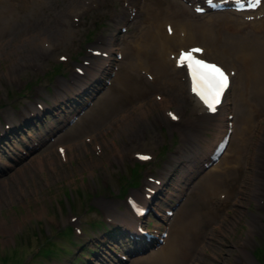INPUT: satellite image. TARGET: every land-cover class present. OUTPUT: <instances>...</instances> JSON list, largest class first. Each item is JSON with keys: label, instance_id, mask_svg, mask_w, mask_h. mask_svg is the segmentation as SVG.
Returning a JSON list of instances; mask_svg holds the SVG:
<instances>
[{"label": "rangeland", "instance_id": "obj_1", "mask_svg": "<svg viewBox=\"0 0 264 264\" xmlns=\"http://www.w3.org/2000/svg\"><path fill=\"white\" fill-rule=\"evenodd\" d=\"M7 3L10 12L0 19V264H147L188 212L198 221V236L180 264H256L252 252L264 248V111L243 125L239 113L245 109L235 102L233 80L220 131L205 124L212 117L192 129V99L170 105L167 116L156 104L172 98L176 87L183 95L185 82L173 72L176 87L154 86L149 47H144V35L148 28L155 32L157 19L159 32L164 22L173 27L168 20L159 26L164 16L184 21L190 14L205 24L207 16L219 15L214 12H233L232 2ZM235 14L246 19L245 33L256 30L247 24L253 14ZM255 22L263 32L264 23ZM135 50L139 68L130 73L132 85L125 86L115 77ZM206 58L234 72L228 61ZM86 66L94 79L83 74ZM82 81L86 86L80 89ZM178 119H184L182 126ZM231 126L239 127L236 138ZM221 137H227L228 154L212 174L217 192L201 203L207 179L192 186L220 156L214 149ZM135 193L147 203L142 214L133 215L129 234L114 217L126 213ZM45 241L53 253L48 256L46 247L38 249Z\"/></svg>", "mask_w": 264, "mask_h": 264}, {"label": "bare ground", "instance_id": "obj_2", "mask_svg": "<svg viewBox=\"0 0 264 264\" xmlns=\"http://www.w3.org/2000/svg\"><path fill=\"white\" fill-rule=\"evenodd\" d=\"M7 1L8 0H0V5H1L0 6V19H2L3 16H6L8 14V12H10L8 6L10 7L11 5H9L7 3ZM132 1H135V0H132ZM144 1L145 0H136V3L141 4V6H143ZM210 1L213 2V0H210ZM227 1L230 2V0H227ZM244 1L246 3V0H244ZM263 4H264V0H260V2L255 6L254 9L253 8L251 10H243L242 9L241 11H237V12L234 11L231 7V11H233V12H231L232 14L228 13L229 11L225 12L224 10L214 12V13H217L219 15L207 16V21H205L206 22L205 24L202 22L198 23V22H196L197 20L192 21V19H190L191 18L190 14L188 15L189 17H187V20H184V21L179 20L178 16H176L173 20L168 19L166 16H164L160 20L159 26H160L161 21H163V20L167 21L168 20V21H172L173 27L171 26L170 23L164 22L160 27V32L157 29V23L159 20L157 19V21L155 23L153 22L152 27H153L155 32H150V28H148L146 34L144 35V47L145 48L149 47L148 49H149L150 57H151V59L149 60L148 71H150V72L153 71L152 72L153 74L151 77L152 80H150V82L152 81V84L156 87L161 88L163 86L164 87L168 86V87L174 88V87H176V84H175L176 80H175L174 75L172 76L173 72H180L181 73L180 75L183 77V79H184L183 81L185 82V89H183V91H184L183 95H182L181 91L177 90L178 87H176L175 91H173V93H172V98L165 99V98L161 97L162 100H159L160 102L156 104L157 106H159L161 108V110L164 109V111H168L167 116L171 117L169 114L172 112L168 110V107L170 105L173 104V106L178 107V105L180 103H182V99H185V98L192 99V100H194L193 105L195 108L193 110H196V111H194L195 122L193 121L190 125L192 127V129H195L196 124H198V123L200 124V122H202V120L204 121V119H208V118L212 117L210 122L204 121L205 124L207 123L208 126L212 127L213 129L220 131L221 122L223 121L221 108L223 106V100L225 99L224 96L227 93V91L231 88L233 80H234L233 84H235V86H234L235 87V96L234 97L236 98L235 102L237 103V105L242 104V107H244V109H245L244 113L243 114L241 113L242 115H240V113H239V118L241 119L240 121L243 123V125L246 124L247 122H250L249 120H252L253 114L256 117L261 112L263 113L264 108H261V107L264 106V29H263V32L259 31L258 29L261 27L257 22H255V20H256V21H262L260 23H264ZM232 5H234V3H232ZM196 7H198V6L193 7V11ZM158 9H160V8H158ZM165 12L167 13L168 17L172 18V16H174V14H172L168 9H166ZM226 13L229 16L224 15ZM235 13H243V14L249 13V15L253 14L254 18L252 20H249V22H247V24H250L253 28H256V30H252L250 32L245 33L243 30L246 29V24H244L245 23L244 21H246V19H244V21L242 22L243 19L242 20H241V18L238 19L237 18L238 14H235ZM199 14H203V13H201V11H200ZM220 14L223 16H221ZM231 15H233V16H231ZM157 17H159V16H156V18ZM8 19H10V18H8ZM1 23H2V21H1ZM5 24H6V21H5ZM161 32H162V34H161ZM255 36H259V37L257 38ZM41 40L45 41L44 38H41ZM43 41H42V43H43ZM42 43H40V44H42ZM182 45H183V47H182ZM191 48H196V49L198 48V49L202 50V52L196 53L194 55L195 57L197 56L198 58H201L204 56L205 57L211 56V57H217L218 59L224 60L226 62L228 61L227 65L229 67L231 66V68H233L234 72L236 73V75H234V72L232 73L231 69H228L227 67H224L223 64L215 61V63H217L220 67H224L225 72L227 73V75L230 79H229V86L225 90V92L221 98V103L217 106V109L213 113L212 116H210L207 113L208 110L205 109V107H203L201 105L199 100L195 98L194 94L190 92L191 91L190 83H189V79L187 78V73H186L187 69H185V67H178L177 66V60H178V56L180 55V53L190 51ZM141 49H143V48H141ZM138 50L133 51L134 53L132 55L128 56L129 57V60L127 59L128 62L124 63L121 66V69H123V71H122L123 73L122 74L118 73V75H116V77H115V81H118L119 83H121L125 86L132 85V84L128 83V79L130 77V73L134 76L135 69L139 68V63H137V62H138V57H139L140 53ZM134 54H136V55H134ZM205 57H204V59H205ZM205 60L212 61V60H209L207 58ZM82 72H83V74H86V75L88 74L89 80L95 78V76L92 75L94 73L92 71H90L88 66L84 67L82 69ZM115 83H117V82H115ZM119 83H117V84H119ZM78 84H79L78 87L80 89L84 88L86 86L85 81H82L80 83L78 82ZM114 86H115V84H114ZM87 89H88V87H87ZM102 100L106 101L105 98H103ZM137 106H139V105H137ZM139 111H141L140 114H144V111L141 108H139ZM239 112H240V109H239ZM251 115H252V117H251ZM192 120H190V121H192ZM178 121H179L178 124L182 126L184 123V119H183V122L180 119H178ZM260 127L262 130L264 129V127H262V126H260ZM231 128L233 129L231 136L235 137V135H237L236 134L237 131H239V127L231 126ZM261 129H260V131H261ZM241 133H242V131L240 132V134ZM189 134L190 133H188V135ZM242 134L244 135V133H242ZM220 139H219V141H220ZM222 151L223 152H221L220 156H217V158L215 159L214 162L207 164V167H206L207 171L206 170L202 171L203 173L201 175L197 176L195 185L192 186L193 188H197V186L202 181L200 179H204V178L207 179L205 182V183H207V185H206L207 189H205L206 190V191H204L205 193L203 195H201V198H199L201 203L203 202V200H202L203 196L207 197L209 194L212 195L213 194L212 192H215V191H213L214 190L213 188L215 187L213 184H216V182L212 181L211 178H212V174H214V171L217 170V168H218L217 166L220 167V165H223L222 163L225 162L224 157L226 154H228L227 153L228 152L227 143L224 145ZM224 153H226V154H224ZM236 156L237 155H235L234 158H236ZM209 167H211V168L208 169ZM226 171H228V172L227 173L225 172L224 175L231 172V171H229V169ZM223 177L220 179L224 180L225 177L224 178ZM154 187L155 186H153L151 188H154ZM192 187H191V189H192ZM216 187H218V186H216ZM145 192H147L146 189L144 190L143 194H145ZM221 192H222V190H221ZM218 194H220V193H217V195ZM214 197H216V196H214ZM130 202H132L137 207L145 208L144 206L146 205L147 200L144 198V196L140 195L139 193H135V195L132 194V198H131ZM201 205H204V203ZM130 209H132V207H130L129 204L126 205L125 206V212L126 213H123V215H120L122 213L118 212L119 214L115 215L114 218L117 219L118 223H120L122 226H124L125 228L128 229L127 231L129 234H132L133 232L131 230H133V228H131V225H133L135 223L136 219L134 218V216H133L134 214L132 213V211ZM167 211H168L167 209H163L162 213L166 214ZM157 214L161 215L158 212H157ZM126 216H128V217H127V219L124 220V218ZM204 217L205 216L203 215L202 218H204ZM181 219H182V217H181ZM181 219H180L181 222L179 223L176 231H172L170 233V236L167 235V237L169 236V238L166 239V243L164 244V246L161 248L159 247V249L156 251L155 255L152 256L151 259L149 258V260L147 261L148 262L147 264H180L181 261L183 262L185 259L188 258V255L190 254L189 252H191L193 250L192 249L190 251V245H193L195 238H197V236H198L197 235V228H198L197 222L198 221L195 218V215L193 212H191V213L188 212L186 214V216L185 217L183 216V219L182 220ZM2 233H3V231H1V234ZM5 234H6V232H5Z\"/></svg>", "mask_w": 264, "mask_h": 264}, {"label": "snow or ice", "instance_id": "obj_3", "mask_svg": "<svg viewBox=\"0 0 264 264\" xmlns=\"http://www.w3.org/2000/svg\"><path fill=\"white\" fill-rule=\"evenodd\" d=\"M259 2L260 0H249L250 5ZM200 52L202 50L198 48L181 52L177 60V66L187 68L193 94L198 97L210 112H215L217 106L221 103L225 90L229 86V78L225 71L217 65L195 58L193 54ZM172 119L175 120L177 118L172 116ZM139 158L148 159L145 156Z\"/></svg>", "mask_w": 264, "mask_h": 264}, {"label": "trees", "instance_id": "obj_4", "mask_svg": "<svg viewBox=\"0 0 264 264\" xmlns=\"http://www.w3.org/2000/svg\"><path fill=\"white\" fill-rule=\"evenodd\" d=\"M69 231V230H68ZM70 232V231H69ZM69 232H66V234H68ZM63 233H65V232H58V234H63ZM45 244L43 245V247L41 248V247H39L38 249L40 250V249H42L43 250V248L44 247H46V249L44 248V256H48V255H51V254H53L52 253V250H50V248H47V244H46V241L44 242ZM46 245V246H45ZM261 245H263V243L261 244ZM260 247V245L259 246H257L256 248H255V250H253V252H252V254H253V256L252 257H254V259H255V262H256V264H264V248H263V250L261 251V250H258L257 251V249ZM38 252V251H37Z\"/></svg>", "mask_w": 264, "mask_h": 264}]
</instances>
